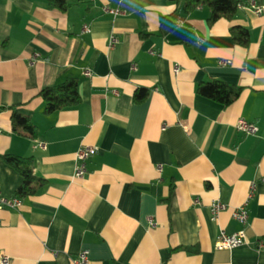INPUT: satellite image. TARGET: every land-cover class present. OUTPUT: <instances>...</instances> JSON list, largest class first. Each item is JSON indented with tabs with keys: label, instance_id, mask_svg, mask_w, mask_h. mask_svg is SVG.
Segmentation results:
<instances>
[{
	"label": "crops",
	"instance_id": "crops-1",
	"mask_svg": "<svg viewBox=\"0 0 264 264\" xmlns=\"http://www.w3.org/2000/svg\"><path fill=\"white\" fill-rule=\"evenodd\" d=\"M244 1L211 24L206 5L186 12L185 0H0V195L18 196L23 182L5 154L33 157L45 180L19 207H0V257L73 264L88 250L90 264H264V0ZM233 26L249 30L248 45ZM70 77L81 102L45 113L41 90ZM208 80L241 94L225 106L198 92ZM140 88L149 94L136 102ZM14 111L34 137L13 130ZM241 119L258 132L239 130ZM82 145L98 151L78 178ZM215 201L225 208L213 219ZM245 203L249 243L218 249L221 232L243 228L233 213Z\"/></svg>",
	"mask_w": 264,
	"mask_h": 264
},
{
	"label": "trees",
	"instance_id": "trees-1",
	"mask_svg": "<svg viewBox=\"0 0 264 264\" xmlns=\"http://www.w3.org/2000/svg\"><path fill=\"white\" fill-rule=\"evenodd\" d=\"M244 2V0H185V10L186 12H192L198 6L206 5L211 10L209 22L212 24L220 18L232 20ZM48 4L50 7L66 9V0H48ZM231 33L235 43L244 46L249 44L251 36L247 28L233 26ZM198 92L207 98L229 106L238 99L241 94V88L221 80H208L199 84ZM148 94L149 90L147 88H140L136 90L134 100L142 102L147 98ZM40 95L45 101V113H53L77 106L81 102L79 80L75 77H70L59 84L44 87ZM12 124L13 130L18 134L33 137L36 135L37 128L27 115L14 111ZM2 158L23 177V182L17 190L19 197L36 194L45 184V180L35 174L33 157L5 154Z\"/></svg>",
	"mask_w": 264,
	"mask_h": 264
},
{
	"label": "built area",
	"instance_id": "built-area-1",
	"mask_svg": "<svg viewBox=\"0 0 264 264\" xmlns=\"http://www.w3.org/2000/svg\"><path fill=\"white\" fill-rule=\"evenodd\" d=\"M111 13L117 15L121 11L119 9H112L110 10ZM115 39H112V42H114ZM224 64L227 63L226 61H222ZM175 72L178 71V67H175ZM85 75H92L93 71L90 68H86L84 70ZM238 129L246 132L248 134H254L257 133L259 128L257 125L250 123L244 119H241L237 125ZM38 146L42 147L43 149H46V144L43 142H39L37 144ZM98 151V147L91 146V145H82L79 150L77 151V167L75 170V176L78 178H83L87 173V160L95 155ZM162 169V166H159V170ZM250 196H252V190L250 193ZM197 203H199V200H196ZM21 205V198L18 196L7 198L0 195V207L8 206V207H19ZM225 208V205L219 201H215L211 204V212L213 219H216L219 215V213ZM233 217L243 226L242 229L239 231L229 234L226 232H221L217 241H216V247L218 249H231L243 244H248L249 241L247 239V236L245 235V228L248 226L249 223V213L247 209V203L238 206L234 213ZM151 224L154 225L155 222L151 219ZM259 248H264V238L261 239L258 245ZM90 257H89V251L83 250L79 253V255L73 259V264H90ZM0 264H11V257L8 255H1L0 257Z\"/></svg>",
	"mask_w": 264,
	"mask_h": 264
}]
</instances>
